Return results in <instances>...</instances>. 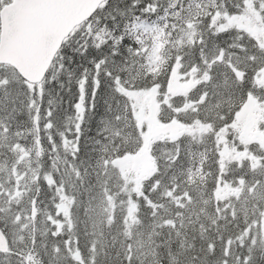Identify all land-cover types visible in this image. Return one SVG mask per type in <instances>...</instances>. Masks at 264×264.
Listing matches in <instances>:
<instances>
[{
	"label": "snow or ice",
	"instance_id": "1",
	"mask_svg": "<svg viewBox=\"0 0 264 264\" xmlns=\"http://www.w3.org/2000/svg\"><path fill=\"white\" fill-rule=\"evenodd\" d=\"M0 264H264V0H0Z\"/></svg>",
	"mask_w": 264,
	"mask_h": 264
}]
</instances>
